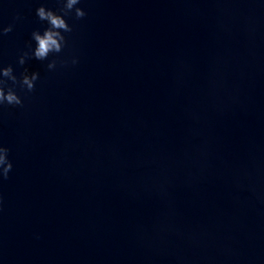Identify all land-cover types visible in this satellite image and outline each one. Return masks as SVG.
Here are the masks:
<instances>
[{
  "label": "water",
  "instance_id": "water-1",
  "mask_svg": "<svg viewBox=\"0 0 264 264\" xmlns=\"http://www.w3.org/2000/svg\"><path fill=\"white\" fill-rule=\"evenodd\" d=\"M41 6L0 0V69L39 73L0 75V264H264V114L87 12L37 60Z\"/></svg>",
  "mask_w": 264,
  "mask_h": 264
},
{
  "label": "clouds",
  "instance_id": "clouds-1",
  "mask_svg": "<svg viewBox=\"0 0 264 264\" xmlns=\"http://www.w3.org/2000/svg\"><path fill=\"white\" fill-rule=\"evenodd\" d=\"M62 3V7L60 8V12L63 15L57 14L51 9H46L41 6L36 10V14L38 18L42 21H46L48 23V28H46L41 34L38 30L33 31L32 37L36 42V47L32 52V56H34L37 60H45L49 56L50 53H60L63 47L66 44L65 36L62 35V32H71V26L66 22L63 18L64 16L69 15L73 9L75 12L76 19H82L86 13L83 9L79 7H75L80 3V0H59ZM12 30L11 26L4 28L3 33L7 34ZM29 56V53L25 52L19 58V64L23 65L25 63V58ZM77 61L73 60V64ZM56 66V61L53 60L48 63V69H54ZM0 75L11 80L13 84L19 83L22 89H26L31 92L35 88V82L39 78V73L33 72L30 75L25 69V72L22 74V78L18 81L17 77L13 74V69L11 65L6 68L0 69ZM6 81L0 79V105L7 104L13 106H22L23 101L20 96L13 90L12 87H8L7 91H5ZM8 149L0 146V167H2V178L7 179L8 173L12 169V163L7 159Z\"/></svg>",
  "mask_w": 264,
  "mask_h": 264
}]
</instances>
